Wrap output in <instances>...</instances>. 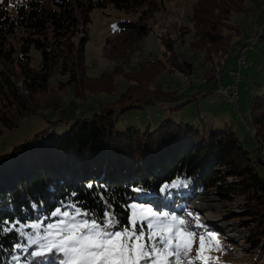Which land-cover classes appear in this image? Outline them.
Instances as JSON below:
<instances>
[{
    "label": "trees",
    "instance_id": "obj_1",
    "mask_svg": "<svg viewBox=\"0 0 264 264\" xmlns=\"http://www.w3.org/2000/svg\"><path fill=\"white\" fill-rule=\"evenodd\" d=\"M161 1L78 0L75 4L54 0L44 4L42 0H24L15 6L13 14L7 1L0 4V141L7 130L19 128L33 115L57 113L66 104V91L86 100L88 93L114 92L118 76L130 82L116 103L102 105L101 112L92 116L72 119L64 134L51 127L50 133H39L0 155V264L13 263L23 225L53 218L51 213L56 208L72 211L73 204L98 222L110 213L117 222L113 231L128 225L133 204L186 219L191 230L193 224L185 206L195 197L188 195L186 186L195 194L199 189L217 190L229 201L233 195L242 197L245 205L239 218L251 230L245 244L253 250L262 245L264 94L253 100L250 109L253 133L259 142L256 160L230 127L199 128L170 118L154 131L117 128L118 115L129 109L182 98L177 97V91L157 86L165 69L185 76L194 71L187 55L177 52L171 33L160 37L163 58L133 64V57L144 50L151 30L149 21L159 11ZM245 1L197 0L189 15L191 26H182L187 30L179 34L181 44L189 43L192 49L203 51V64L211 66L210 74L205 75L210 80L217 79L218 74L221 80L222 68L232 57V41L241 34L234 16L248 11ZM110 6L128 12L146 9L138 22H119L118 35L107 43H112V50L104 48L105 56L117 65L91 77L86 57L89 37L81 22L87 24L93 10ZM81 33L83 37L76 45L73 40ZM17 34L16 45L8 42ZM259 37V42L264 41V29ZM33 49L41 57L38 67L32 66ZM55 77L66 81L53 85ZM198 95L189 97L185 104L197 100ZM178 183L185 186L180 192ZM141 194L143 199L138 198ZM176 203L182 204L180 209ZM13 224L16 227L12 231L3 230Z\"/></svg>",
    "mask_w": 264,
    "mask_h": 264
},
{
    "label": "rangeland",
    "instance_id": "obj_2",
    "mask_svg": "<svg viewBox=\"0 0 264 264\" xmlns=\"http://www.w3.org/2000/svg\"><path fill=\"white\" fill-rule=\"evenodd\" d=\"M5 1H7V8L13 14L15 6L23 3L24 0H0V4ZM53 1L42 0L44 4H51ZM71 1L76 4L78 0ZM196 1L162 0L159 11L149 21L151 30L145 39L144 50L133 57V64L135 66H138L146 58H163L164 48L160 42V37L171 33L172 36L169 37L174 40V43L177 42V52L187 55V60L192 61L195 66L194 71L191 75L185 76L178 71L170 72L169 69H165L158 77L157 86L170 92L177 91V97L182 98L172 102L145 103L144 107L129 109L118 115L117 128L125 130L133 126L143 131L147 129L154 131L159 127L161 122L170 118L178 123L196 125L199 128L206 127L213 130H222L225 127H230L239 137L243 146L251 153L252 158L256 160L259 142L253 133L255 126L250 109L253 100L264 94V41L259 42V36L264 29V0H246L245 6L248 11L234 16L235 21L241 28V34L236 36L232 41L233 54L222 68L220 81L219 74L217 75V79L213 80L209 79L210 76L205 77L206 73L207 75L210 74L208 71L211 66L203 64L205 60L203 51L194 49V47L192 49L189 43L182 45L181 40H179V34L187 30L182 26H191L189 15L192 11V5ZM145 9L134 12L118 10L112 6L105 9H95L90 13L87 24L81 22V25L86 27L89 37L86 43L89 76L98 77L105 72L113 70L117 62L110 61L105 56L104 51V48L109 51L112 50V43L107 44L108 40H114L118 35L119 22H138ZM82 37L83 34L81 33L74 38L73 42L78 45ZM19 38L20 34L11 36L8 42L16 45ZM186 39L188 42L192 41L191 35H188ZM253 40H257V42L254 44L253 49L247 53L251 66L249 69L242 71L241 84L238 88L237 106H232L224 97L216 93L221 87L233 82L232 73L239 69L236 56L237 48L250 44ZM31 54L33 57L32 66L38 67L41 63L39 53L33 49ZM1 67L0 64V69ZM60 81H66V78L55 77L52 83L53 85H58ZM116 84L117 87L111 94L88 93L86 94V100L76 97L74 91H66V104L57 113L46 111L43 115H33L25 119L19 128L7 130L0 141V155L11 152L15 146L27 139L33 138L39 133H50L51 127L55 129L57 134L62 135L70 129L72 119L92 116L95 113L101 112L102 105L116 103L120 95L129 87L130 82L126 78L118 76ZM204 92L207 95L200 94ZM195 93H199L197 100L185 104V101L189 97H193ZM177 106L180 107L178 108ZM119 112L118 108L116 114ZM231 182L234 181L231 179ZM183 187L185 186L182 183H178L176 186L177 191H182ZM185 188L189 196L195 197L194 208H190L193 213L188 216L192 224H194L191 231L195 232L198 237L199 235H206L207 231L213 228L209 232L214 233L220 243V250L213 248L211 252L207 253L212 257L208 264H249L251 262L254 264H264V241L256 250L251 249L244 241L251 233V230L246 229L239 218L244 212L245 200L242 197L233 195V198L229 201L224 200L218 195L217 190L197 189L198 191L195 194L190 187L186 186ZM206 193L210 194L213 199L205 203L206 207L202 208L200 199L205 197ZM188 195L183 192V196ZM143 197V194L138 195V198L143 199ZM146 198L149 199L150 197ZM133 205H136V207H132L131 216L135 212L138 221L143 220L140 213L151 208L150 206ZM180 206H182L181 203H176L177 209ZM199 207L201 208L200 211H194V209ZM153 211L156 212L155 210ZM146 215L151 218L150 213H146ZM60 218L54 216L51 219L42 218L30 221L20 228V233H28L32 237H36L37 232H39V235L43 236L47 224L54 223ZM208 218L213 220V225H210L208 222L205 223V220L207 221ZM184 220L187 222L185 227L188 228L190 222L186 219ZM143 222L147 224L148 221L144 220ZM34 223L41 224V227L39 229L29 227ZM145 232L147 233L146 228ZM44 243H46L45 240H40L39 243L30 244L29 237L21 234L19 244L23 247L17 248L12 264H60V260L63 257L55 251L52 253L45 251L44 255L39 256L33 255V253L42 251L41 244ZM224 245L229 247V249L226 250ZM195 247L196 245H194V249ZM188 261H191L192 264H204V261L196 258L195 250L187 257L185 264H188Z\"/></svg>",
    "mask_w": 264,
    "mask_h": 264
},
{
    "label": "snow or ice",
    "instance_id": "obj_3",
    "mask_svg": "<svg viewBox=\"0 0 264 264\" xmlns=\"http://www.w3.org/2000/svg\"><path fill=\"white\" fill-rule=\"evenodd\" d=\"M70 207L72 211L56 208L51 213L61 218L47 224L43 236L39 232L36 237L21 233L29 237L30 244L46 241L41 244L42 251L33 255L55 251L63 257L60 264H185L182 257H189L195 250L196 258L208 264L212 257L207 253L213 248L220 250L219 240L214 233L197 237L195 232L185 227L187 222L184 219L169 216L167 212H154L148 208L140 213L143 217L140 221L133 212L127 226L113 231L117 222L110 213H105V220L98 222L94 218H87L89 213L86 210L74 204ZM146 213H150L151 218ZM144 220L148 221L147 224ZM41 224L34 223L29 227L39 229ZM15 227L16 224H13L3 230L12 231ZM16 247L19 249L23 246L17 244ZM188 264L192 262L188 261Z\"/></svg>",
    "mask_w": 264,
    "mask_h": 264
},
{
    "label": "built area",
    "instance_id": "obj_4",
    "mask_svg": "<svg viewBox=\"0 0 264 264\" xmlns=\"http://www.w3.org/2000/svg\"><path fill=\"white\" fill-rule=\"evenodd\" d=\"M257 41H252L248 46L244 49H239L236 53L237 56V65L238 71L232 73L233 82L227 86L221 87L220 90L216 93L224 97V99L231 105L237 106L238 100V88L241 84V74L242 71L247 70L251 64L249 63V58L247 57V53L249 50L253 49L254 44Z\"/></svg>",
    "mask_w": 264,
    "mask_h": 264
},
{
    "label": "bare ground",
    "instance_id": "obj_5",
    "mask_svg": "<svg viewBox=\"0 0 264 264\" xmlns=\"http://www.w3.org/2000/svg\"><path fill=\"white\" fill-rule=\"evenodd\" d=\"M253 41H257V40H253ZM249 44H245L244 46H242V47H238L237 48V51L239 50V49H244L246 46H248ZM235 52V51H234ZM250 68V67H249ZM248 68V69H249ZM212 196L210 195V194H207L206 193V195H205V197H202L201 199H200V201L202 202V208H205L206 207V205H205V203H208L209 201H212ZM195 198L192 200V202L190 203V204H188V206H187V212H188V216H189V214H191V213H193L191 210H190V208H194V203H195ZM198 203H199V200H198ZM205 205V206H204ZM208 205V204H207ZM211 208V207H210ZM200 211L201 210V208L199 207V208H196V209H194V211ZM192 215V214H191ZM197 215V214H196ZM204 215V214H203ZM210 218H208L207 219V221L205 220V223L206 222H208L210 225H213V220H209ZM194 222V221H193ZM203 227V226H202ZM205 227V226H204ZM225 234H229V233H225Z\"/></svg>",
    "mask_w": 264,
    "mask_h": 264
}]
</instances>
